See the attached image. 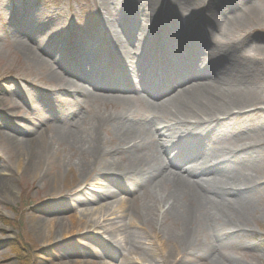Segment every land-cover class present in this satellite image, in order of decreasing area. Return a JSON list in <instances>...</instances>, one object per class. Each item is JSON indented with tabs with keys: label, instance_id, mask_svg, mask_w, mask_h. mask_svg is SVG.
I'll return each mask as SVG.
<instances>
[{
	"label": "bare ground",
	"instance_id": "bare-ground-1",
	"mask_svg": "<svg viewBox=\"0 0 264 264\" xmlns=\"http://www.w3.org/2000/svg\"><path fill=\"white\" fill-rule=\"evenodd\" d=\"M163 1L165 7L145 20L105 18L97 27L101 49L87 56L78 49L82 42L62 28L41 43L15 33L16 50L43 73L16 71L17 95L0 111L12 153L9 160L3 153L0 159L3 171L41 179L43 201H54L59 215L45 224L46 242L64 238L66 244L85 235L100 247L90 248L95 256L123 250L120 264H157L161 257L170 264L173 250L199 248V233L206 228L222 233L227 226L248 225L243 192L254 181L239 170L236 156L248 155L252 145L229 148L209 138L217 125L253 106L259 94L245 84L247 71L231 59L235 41L219 43L206 55L190 54L192 45L218 29L216 18L225 15L214 0L201 18L187 23L178 18L179 0ZM172 42V51H160ZM28 88L43 99L63 98L74 108L72 119L59 125L20 114V106L35 104ZM170 218L178 233L165 241L154 222ZM30 219L40 226L36 211ZM71 250L77 251L63 264H114L95 258L83 262L74 259L82 253Z\"/></svg>",
	"mask_w": 264,
	"mask_h": 264
},
{
	"label": "rangeland",
	"instance_id": "rangeland-1",
	"mask_svg": "<svg viewBox=\"0 0 264 264\" xmlns=\"http://www.w3.org/2000/svg\"><path fill=\"white\" fill-rule=\"evenodd\" d=\"M209 1L179 0L176 3L178 18L184 23L194 22L195 16L201 18ZM214 6L227 17L233 15L243 19L240 22L236 19L230 22L225 15L216 18L218 29L202 38V43L192 45L189 51L190 54L194 52L193 54L206 55L219 43L235 41L231 59L247 71L245 84L259 94L260 99L253 106L242 115L233 117L225 126L217 125L209 138H214L212 144L229 148L234 144L252 145L247 150L248 155L241 152L236 156L239 170L252 175L254 181L243 192L245 203L249 207V220L245 227L233 229L227 226L222 233L206 228L199 233V248L173 250L175 254L169 260L170 264H264V112H261L264 110V0H214ZM162 7H165L163 0H0V111H5L11 98L17 95L18 88L14 81L19 68L33 69L38 75L43 73L41 69L26 62L14 47L15 33L18 30L25 37L41 43L57 28H62L64 35L82 42L78 49L87 56L92 53L89 51L101 49V32L97 27L103 25L105 18L115 22L145 20L149 12L154 15ZM203 21L200 19V23ZM174 47L175 42L168 43L160 51L170 52ZM50 51L51 54L58 53L55 49ZM28 90V97L35 104L32 109L20 106L19 113L23 116H38L59 125L67 124L72 119L70 112L74 108L63 98L45 96L43 99L39 91ZM79 99L86 101L84 98ZM146 110L143 108L144 112ZM8 132L0 125V154H5L9 160L13 140ZM61 165L65 166L64 163ZM4 169L0 159V264H63L67 262L68 255L77 251L71 249H78L82 253L76 254L78 256L75 255L74 259L83 262L93 261L95 258L98 263H121L123 253L125 254L123 250H104L105 254L101 250V256H95L90 248L99 250L100 247L95 240H89L85 235L79 236L83 240L79 243L75 240L79 237L74 236L66 244L64 238L46 242L43 235L45 224L59 215L54 201H43L45 191L41 188V179L33 180L29 173H13L3 171ZM91 177L92 174L88 175L84 183ZM82 188L83 184L76 191ZM134 195L131 197L135 205ZM137 195H142L139 189ZM34 211L39 216L40 226L30 219V214ZM154 225L161 230L165 241L172 240L178 233L171 218L161 222L155 220ZM229 228L233 229L230 234L226 233ZM80 243L86 244L83 247ZM158 259L157 264L167 262L163 263V257Z\"/></svg>",
	"mask_w": 264,
	"mask_h": 264
}]
</instances>
